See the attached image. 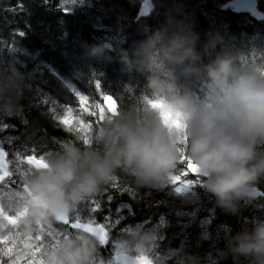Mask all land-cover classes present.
<instances>
[{
	"label": "clouds",
	"instance_id": "obj_1",
	"mask_svg": "<svg viewBox=\"0 0 264 264\" xmlns=\"http://www.w3.org/2000/svg\"><path fill=\"white\" fill-rule=\"evenodd\" d=\"M143 31L145 38L131 53L108 41L89 51L92 56L112 51L126 70L141 75L139 94L125 86L122 95L130 97L127 104L122 98L113 110L92 104L98 122L88 125L77 116L70 127L62 123L68 138L43 152L37 162L25 163L24 187L5 202L25 238L18 258L31 256L30 264H95L97 245L104 243L96 232L62 225L74 217L82 200L96 198L118 177L126 191L162 190L181 181V162L190 161L197 183L229 213L238 210V202L264 177V62L245 65L231 52L221 51L201 66L198 35L168 10L158 27ZM219 40L210 35L202 51L214 49ZM75 75L85 80L92 73L77 70ZM193 78L201 85L199 93L186 86ZM30 79V73L15 67L12 46L0 48V119H23L21 101ZM182 183L174 188L176 194L188 189L189 182ZM81 224L90 222L85 219ZM156 227L122 234L116 241L117 256L108 264H157ZM45 233L56 238L42 241L37 256L29 241H41ZM222 238V255L232 264H264V220L235 234L225 228ZM166 254L174 264H200L199 258L181 249H168Z\"/></svg>",
	"mask_w": 264,
	"mask_h": 264
},
{
	"label": "trees",
	"instance_id": "obj_2",
	"mask_svg": "<svg viewBox=\"0 0 264 264\" xmlns=\"http://www.w3.org/2000/svg\"><path fill=\"white\" fill-rule=\"evenodd\" d=\"M232 1L153 0L152 13L134 21L142 0H82L79 9L65 7L64 11L60 0H0V48L12 46L15 67L31 74L30 88L21 101L23 119H0V148L8 161L9 174L0 182V189L10 192L7 199L2 198L1 209L15 221L12 225L19 226V222L14 212L8 213L5 202L24 187V158H39L68 138L59 119L70 118L67 125L70 127L81 116L83 123L92 125L99 120L92 104L107 110L105 96L116 107L121 98L125 104L130 102L129 96L122 95L125 86L132 89L133 95L143 89L144 78L134 70H126L114 52L92 56L90 49L108 41L131 53L145 38L143 29L158 27L168 10L179 24L198 35L201 66L221 51L231 52L245 65L264 62V20L258 22L248 14L233 12L229 8ZM256 2L264 15V0ZM213 34L220 40L205 53L201 45ZM77 70L92 75L79 79L75 75ZM185 83L193 92H200L201 85L195 78ZM187 163L181 162V180H187L189 187L181 189V194L174 192L180 182L162 190L126 191V185L118 177L91 199L96 210L89 217L94 225L106 229L105 242L97 245L95 264L111 261L116 241L133 226L131 217L140 218L137 223H142L144 230L157 226L153 245L158 263L165 260L164 264H174V258L166 252L181 249L199 258L200 264H206L204 251L212 250L210 264H232L230 257L222 255L224 229L235 234L264 220V177L253 185L263 196L245 198L238 202L235 213H229L217 207L211 195L197 183L198 179L186 172ZM5 220L0 225L7 227ZM63 228L73 230L70 226ZM42 238L51 243L56 236L45 233Z\"/></svg>",
	"mask_w": 264,
	"mask_h": 264
},
{
	"label": "rangeland",
	"instance_id": "obj_3",
	"mask_svg": "<svg viewBox=\"0 0 264 264\" xmlns=\"http://www.w3.org/2000/svg\"><path fill=\"white\" fill-rule=\"evenodd\" d=\"M60 3L63 7L71 8L74 6L75 9H79L80 8L79 6L83 2L75 3V2H72V0H60ZM105 106H106V109H108L107 103H105ZM179 182H180L179 186L182 187L183 181L181 180ZM9 195H10V192H6L5 188L0 189V209H1L2 203H3L2 198L6 197V199H7ZM16 195L17 194H14L13 197H15ZM11 199H13V198H11ZM93 208L94 207L92 205L91 199L86 198V199L82 200L75 210L73 219L75 221H78V222H83L85 219H87L90 222V226L102 227L105 231V234H106V229L104 226L94 225L93 220L90 219L89 215H91ZM8 213H13V212L9 209ZM15 217H16V215H15ZM2 220H3V218L0 215V222ZM138 221H140V218H136V217L132 218L131 217V222H133V224H132L133 226L129 227L128 231H130L133 228H141L142 229L141 226L143 224L137 223ZM5 222L8 224L7 227H10V229L5 230L6 226H4V225L0 227V236H2L1 240H0V259H2L5 264H30V262H32L31 256H24V257L18 258L19 251L25 248V245H24L25 238L20 234L19 226L17 224L12 225L13 223H10L8 219H6ZM148 223H150V221H148ZM145 224L147 227V221H145ZM9 225H11V226H9ZM120 232H123V230H120ZM32 239L34 240V236L32 237ZM54 240L55 239H53V241ZM42 241H44V239L42 237H41V241H37L34 244L31 243V240L29 241V243L31 244L32 253H34L37 256L39 254L38 253L39 245ZM9 250H11L10 254H9ZM213 252H214L213 250H212V252H209V253L204 251L203 256L205 258L206 264H210L213 261V256H214ZM116 253H117V249H116V245H115V248L112 251V254H116ZM164 261L165 260L161 261L160 263L157 262V264H164Z\"/></svg>",
	"mask_w": 264,
	"mask_h": 264
},
{
	"label": "water",
	"instance_id": "obj_4",
	"mask_svg": "<svg viewBox=\"0 0 264 264\" xmlns=\"http://www.w3.org/2000/svg\"><path fill=\"white\" fill-rule=\"evenodd\" d=\"M233 8V9H232ZM232 10L235 13H242V14H248L252 19L256 21H262L263 15L257 10L256 0H236L232 4ZM153 10L152 0H143L142 4L139 7V15L138 19L140 18H146L148 17ZM111 101L108 102V105ZM0 168L5 172L6 166L2 160V157H0ZM187 168V171L191 176L196 177L197 175L194 174L191 170ZM260 193L257 191L256 188H253V191L250 193L248 197L250 198H256ZM65 224V222H64ZM115 258V257H114ZM119 262V261H116Z\"/></svg>",
	"mask_w": 264,
	"mask_h": 264
},
{
	"label": "snow or ice",
	"instance_id": "obj_5",
	"mask_svg": "<svg viewBox=\"0 0 264 264\" xmlns=\"http://www.w3.org/2000/svg\"><path fill=\"white\" fill-rule=\"evenodd\" d=\"M21 35H22V33H21ZM81 100H83V97H81ZM106 100H110V97H106ZM108 108H109V110H113L115 108V102L114 101L110 102L109 105H108ZM59 123L60 124H62V123L63 124H69L70 123V118H68V117L61 118V119H59ZM84 143H85V145L90 143V141H89V139L87 137L84 138ZM2 151L3 150H0V154H2ZM24 159H25L26 162H37L39 158H36L35 156H27ZM187 167L193 173L195 172V166L190 161L188 162ZM0 179H2V177H0ZM177 191H180V189L177 188ZM108 198L111 199L110 196ZM92 210L95 211L96 209L93 208ZM0 215H3L2 211H0ZM4 218L8 219L10 223H14V220H12L11 218H9V217H4ZM65 223H68L67 219L65 220ZM71 227L72 228L87 227L90 230H93V231L96 232V234L98 235V237H99V239L101 240L102 243L105 242V231H104V229L102 227H92V226H90V224L84 225V224H81L80 222L72 223ZM10 253H11V250H9V254Z\"/></svg>",
	"mask_w": 264,
	"mask_h": 264
},
{
	"label": "bare ground",
	"instance_id": "obj_6",
	"mask_svg": "<svg viewBox=\"0 0 264 264\" xmlns=\"http://www.w3.org/2000/svg\"><path fill=\"white\" fill-rule=\"evenodd\" d=\"M236 0L232 1L229 3V6L232 8V4L235 2ZM63 11L66 10L65 7H62ZM233 9V8H232ZM138 11H139V8H138ZM137 11V14H136V17L134 19V21L138 18V15H139V12ZM263 15V13H262ZM263 19H264V15H263ZM259 22V21H258ZM108 105V104H107ZM142 227V226H141ZM157 228V227H156ZM159 245V244H158ZM161 245V244H160ZM160 247V246H159ZM161 248V247H160Z\"/></svg>",
	"mask_w": 264,
	"mask_h": 264
}]
</instances>
